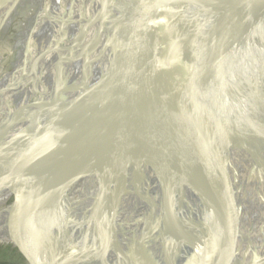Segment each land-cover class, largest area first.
Returning <instances> with one entry per match:
<instances>
[{
  "label": "bare ground",
  "instance_id": "obj_1",
  "mask_svg": "<svg viewBox=\"0 0 264 264\" xmlns=\"http://www.w3.org/2000/svg\"><path fill=\"white\" fill-rule=\"evenodd\" d=\"M106 2L0 0V36L4 25L6 30H15L17 42L11 50L18 52L14 64L5 69L0 50V171L6 172L0 177V238L16 234H6L12 230L38 227L54 209L88 210V199L93 201L94 191L88 183L93 185L94 180L85 173L87 151L80 141L83 136L89 138L93 154H105L112 134L108 124L117 114L112 104L109 112L105 109L99 117H89L102 105L99 99L105 63L100 31L102 21L110 17V12L103 11ZM160 3L133 0L120 17L117 34L123 35L115 39L118 47L113 54L117 62L122 59L126 39V43H145L153 21L161 23L156 17ZM245 4L247 51L256 60L248 56L240 60L241 54L234 50L235 57L220 69L219 77L200 84L195 93L200 103L169 141L172 150L179 149L176 157L167 150L173 165L192 159L191 180L182 194L181 206L193 205L208 189L215 191L218 199L212 215L210 212L190 225L180 242L178 256L186 264H208L214 223L225 203L253 178L256 180L241 199L231 225L227 257L234 260L264 248V75L260 76L263 71L259 63H264V0H196L191 8L159 28L161 47L155 71L140 80H159L167 68L175 72L188 66L212 42L190 43L196 33L204 31L202 23L209 17L215 20L218 41L231 40L230 31L239 24ZM29 7L22 22L13 24L22 8ZM75 12L80 16L73 19ZM176 52L184 57L172 64L170 59ZM253 65L256 69L251 75ZM229 69L230 87L221 83ZM235 71L244 77L242 85L233 75ZM141 92L144 100L154 102L155 90ZM241 104L242 109L238 107ZM65 145L68 156L60 158ZM43 150L48 152L47 160L34 161ZM74 164L81 173L72 169ZM226 179L233 188L225 202L222 185ZM18 192L17 201L8 205ZM171 224L163 211L150 219L140 202L119 219L101 223L72 240H60L59 254L46 264H175L167 243L175 234Z\"/></svg>",
  "mask_w": 264,
  "mask_h": 264
},
{
  "label": "water",
  "instance_id": "obj_2",
  "mask_svg": "<svg viewBox=\"0 0 264 264\" xmlns=\"http://www.w3.org/2000/svg\"><path fill=\"white\" fill-rule=\"evenodd\" d=\"M9 1L11 3L14 0H6L7 3ZM132 1L107 0L103 9L104 13L110 12V17L102 21V29L100 31L102 40L101 55L105 63L104 83L101 98L99 99V104L102 105L89 117L91 119L97 118L104 113L105 109H108L109 112L111 108L109 105L112 104L115 105L117 114L116 120H110L108 124L111 127L112 134L110 147L105 154L100 151H96L93 154L91 149L93 142L89 138L83 136L80 141L85 148V152L87 151V163L84 166V170L94 180L93 185L89 183L88 185L90 190L92 188L94 191L95 203L88 210H67L62 212L55 209L52 210L50 215L39 225L38 232L53 239L72 240L93 230L101 223L123 217L129 208H133L142 202L150 214V219L163 211V215L170 220L175 232L174 237L171 239L172 241L169 240L167 242L170 253L174 257L175 264H186V260L178 256L180 242L190 225H193L204 216H209L210 212L212 215V211L215 208L214 204H218V199L215 191L208 189L204 197L193 205L184 208L181 206L182 194L187 190L188 183L191 180L189 169L191 171L190 161L192 159L190 161L188 159L185 161L181 160L178 165H173L170 156L172 154V157L179 156V149H171L170 139L166 138L160 141L158 136H153L150 124L154 118V113H156L155 124L157 122L161 123V120L158 118L156 110L154 111L153 100L150 98L144 100L141 97L144 94L141 90H155L154 94H157L156 90L159 80L142 82L140 80L155 71L156 60L161 47L159 28L168 23L170 19H167L163 24L158 23L155 19L145 43H126V39L123 43L122 59L118 60L120 63L113 58V54L118 47L115 39L119 35H123L117 34L118 23ZM258 1L262 2V0ZM119 5L121 6L118 9ZM246 15L247 4L243 5L241 9L240 21L235 31H230L231 40L218 41V35L213 39H208L212 42L202 51V60L212 56V54L215 55L219 51V47L225 45L226 42L228 43V49H226L228 55L218 69L217 66L213 65L214 61L211 59L208 63L209 71L206 76L201 78V82L205 83L214 77H219L220 69L230 63L231 57H235L234 50L237 46L239 54H241L238 56L240 60L242 58L246 59V56L252 57L247 51L249 43H247L248 36L246 34ZM210 19L212 20V25L206 26L205 29L203 28L205 32H213L214 26H216L213 17H209L203 23ZM109 29L111 33H109ZM252 59L255 58L252 57ZM244 63H246V67H249L248 65L250 64L247 60ZM259 63L264 73V63ZM201 65L203 66V63ZM249 69V74L253 75L251 70H255L256 67L253 65ZM263 73H256V76L260 74L263 77ZM236 74L235 71L233 75L241 80L238 83L242 85L244 77ZM221 81L228 87L232 85L231 69L226 71ZM237 81L235 80V83ZM141 84L142 87L139 91ZM254 94H258V91L254 92ZM199 103L200 99L198 98L195 104ZM238 107L244 108L242 104L238 105ZM140 112L142 115L138 116ZM122 114H124V119L121 117ZM195 142L196 137L194 144ZM66 148L68 149V146L65 145L61 149L60 158L68 156L65 151ZM168 149L171 151L169 157L167 155ZM47 155V150H43L34 161L47 160ZM71 166L74 167L72 169H75V171L82 172L78 164ZM5 174V171H0V177L5 176ZM255 180L254 178L247 180L241 186L238 195H234L228 202H226L227 196L223 197L222 200L226 203L222 214L213 225L210 247L207 252L208 264H264V248L257 249L234 260H230L227 257V247L231 240L233 219L239 210L241 199L246 195L247 190ZM19 196V193H15L7 204L12 205ZM166 206H168V213L164 212ZM170 215H173V217Z\"/></svg>",
  "mask_w": 264,
  "mask_h": 264
},
{
  "label": "rangeland",
  "instance_id": "obj_3",
  "mask_svg": "<svg viewBox=\"0 0 264 264\" xmlns=\"http://www.w3.org/2000/svg\"><path fill=\"white\" fill-rule=\"evenodd\" d=\"M160 1L161 3L157 8L156 17L161 23L183 13L196 2V0ZM28 9H30V7L22 8L17 14V17L13 19V24L22 22L23 16ZM79 16L80 15H77V12H75L73 19L79 18ZM209 24L210 26L212 25V20L203 23L202 27L205 29ZM6 27V25L2 27L0 36V50L4 62H6L4 66H7L5 69L14 64L18 53L16 50H11V46L17 42V37L14 35L16 31L6 30ZM13 27H15V25ZM204 32L205 31L196 33L193 39L191 38V45L195 43L198 44L203 40L213 39V37L218 35L217 30L213 31V33H211V31ZM227 47L228 43L226 42L225 45L219 47V51L216 52L215 55L212 54V56L203 60V54H199L188 66L177 69L175 72L170 68L164 70L163 76L159 78V91L154 98V107L161 123L157 122L155 124L154 116L150 124L154 137L158 136L160 141L166 138L170 139V137L186 125L191 112H193V107L198 101V96H196L195 93L199 89L200 84L203 83L201 82V78L206 76L209 71L208 63L213 59V65L217 66L218 69L228 55L226 50L228 49ZM235 51L239 53V48H235ZM183 57L181 52H176L170 59V63H178ZM201 63H203V66ZM99 134L104 138L106 137L103 133L99 132ZM53 169H57V166H54ZM226 181L227 179L224 180L222 185L224 197H226L233 188L226 184ZM18 193L20 194V192ZM92 198L93 201L89 198V209L95 203L94 193ZM77 210H79L78 206ZM38 227L12 230L10 233L6 234H12V232H16V234L10 235L9 238H0V264H46L56 257L61 249L60 240L41 234L38 232ZM28 230H30L31 233H26Z\"/></svg>",
  "mask_w": 264,
  "mask_h": 264
}]
</instances>
